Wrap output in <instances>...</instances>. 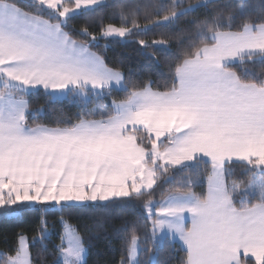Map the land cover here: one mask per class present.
<instances>
[{
  "label": "snow or ice",
  "instance_id": "snow-or-ice-1",
  "mask_svg": "<svg viewBox=\"0 0 264 264\" xmlns=\"http://www.w3.org/2000/svg\"><path fill=\"white\" fill-rule=\"evenodd\" d=\"M103 7L101 0H0V213H60L51 264H89L106 235L99 225L71 224L75 209L133 200L150 222L151 246H141L134 226L116 264H149L165 236L183 253L178 264H264V0L256 14L244 3L169 0L144 23L133 11L97 33L70 24L78 11ZM169 20L183 23L179 39L133 41L157 63L153 49L178 45L163 83L94 50L100 35L133 38ZM41 91L111 99L35 123L43 108L34 111L26 96ZM162 183L169 187L155 199ZM201 184L206 190L195 191ZM36 230L31 239L18 233L17 244L0 250V264H49L30 251L50 235L45 217Z\"/></svg>",
  "mask_w": 264,
  "mask_h": 264
},
{
  "label": "trees",
  "instance_id": "trees-1",
  "mask_svg": "<svg viewBox=\"0 0 264 264\" xmlns=\"http://www.w3.org/2000/svg\"><path fill=\"white\" fill-rule=\"evenodd\" d=\"M26 5L29 0H21ZM169 0H104L101 1L106 7L93 8L78 11L71 18L70 24L79 32L80 29L87 27L91 32L97 33L102 27L108 24L121 26L122 15L135 11L138 13L139 20L144 23V16L158 10L159 6L168 3ZM221 3L229 6H235L238 3L250 5L245 12L256 14L261 0H220ZM36 8V5H31ZM43 15H51V10L46 8L38 9ZM159 14V12H157ZM244 12H241L243 15ZM183 23L174 24L173 21L155 23L150 25L144 31L134 32L133 38L108 37L102 35L95 40L94 50H100L104 53L110 64H122L125 69H131L137 73L139 77L150 75L151 78L158 83H163L168 79V67L165 62L166 58H170L171 53L178 49V45L173 43L171 49L156 47L153 49L160 57L159 63L152 60L144 48L134 43L136 38L157 39L161 36H171L174 40L180 38V28ZM81 41H86L89 37L82 34L76 36ZM122 93L114 92L113 97L119 98ZM30 103V107L35 111L43 108V117L37 119L35 123H48L49 120L59 116L61 113L72 115L82 107L91 108L93 105L99 107L108 103L111 97H103L92 94L88 99L79 97H62L51 99L43 91L33 93L26 96ZM31 118V117H30ZM198 169H194L196 171ZM174 175H179L174 174ZM168 183H162L157 189L155 199H159L160 192L168 189ZM197 192L206 190V184H201L194 189ZM75 219L69 222L73 225H87L89 228H95L99 225L102 227L106 235L98 242H94L91 248L88 262L89 264H116L121 255V245L126 239H130L133 227L138 229L136 234L141 237V246L148 245V241L144 239V225L149 224L145 215V210L140 201H127L117 203L108 207L89 206L74 210ZM60 213L53 215L51 212L41 213L39 210L26 212L20 217H12L0 213V250L7 251L14 244H17V234L23 232L30 239L39 236L37 225L40 217L47 220V228L50 235L44 241H32L30 251L33 256L39 253L40 256L47 259L49 264L53 260V245L59 243V233L62 227L56 223ZM163 243L156 246L154 255L151 256L149 264H178L179 258L183 255L178 249L173 251L167 244L165 236ZM151 246V245H148Z\"/></svg>",
  "mask_w": 264,
  "mask_h": 264
},
{
  "label": "crops",
  "instance_id": "crops-1",
  "mask_svg": "<svg viewBox=\"0 0 264 264\" xmlns=\"http://www.w3.org/2000/svg\"><path fill=\"white\" fill-rule=\"evenodd\" d=\"M101 1H104V0H101ZM92 94H89L87 97H84L85 99H88ZM190 223V221H189Z\"/></svg>",
  "mask_w": 264,
  "mask_h": 264
},
{
  "label": "rangeland",
  "instance_id": "rangeland-1",
  "mask_svg": "<svg viewBox=\"0 0 264 264\" xmlns=\"http://www.w3.org/2000/svg\"><path fill=\"white\" fill-rule=\"evenodd\" d=\"M117 26V25H116ZM103 37H105V36H103ZM113 37H115V36H113ZM105 38H108V37H105ZM120 38V37H119ZM154 254H152V256H153Z\"/></svg>",
  "mask_w": 264,
  "mask_h": 264
}]
</instances>
